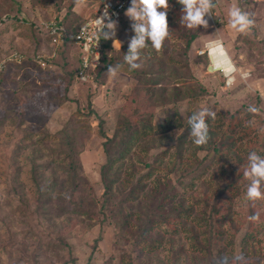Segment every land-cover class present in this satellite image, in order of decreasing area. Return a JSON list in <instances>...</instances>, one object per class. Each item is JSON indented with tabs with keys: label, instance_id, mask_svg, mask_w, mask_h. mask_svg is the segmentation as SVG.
<instances>
[{
	"label": "rangeland",
	"instance_id": "obj_1",
	"mask_svg": "<svg viewBox=\"0 0 264 264\" xmlns=\"http://www.w3.org/2000/svg\"><path fill=\"white\" fill-rule=\"evenodd\" d=\"M102 1L75 8L73 0H0V264H264V199L249 205L258 217L251 220L248 181L227 189L251 151L264 156L257 128L264 122V87L251 84L264 78V25L253 24L248 34L226 31L232 0H213L208 27L189 30L180 23L181 7L168 0L165 55L149 42L139 69L130 70L122 50L107 51V59L121 65L117 75L99 76L95 68L91 82L79 83L74 76L81 50L72 42L58 49L49 67H40L36 56L46 59L52 50L40 22L61 21L71 12L67 25L75 31ZM236 1L248 12L253 0ZM191 35L185 67L182 50ZM218 39L233 62L239 51L243 55L233 63L230 87L203 60L204 45ZM15 55L16 61H7ZM196 56L202 57L198 64ZM157 77L160 83L146 92V79ZM172 87L190 93L170 104L165 99ZM191 94L196 97H185ZM201 108L216 113L208 142L233 143L211 163L202 162L207 145L195 146L187 128V118ZM230 115L241 120L232 130L226 125ZM146 120L157 131L166 124L165 131L121 149L122 132L134 133ZM251 126L248 136L239 133ZM106 153L120 159L110 170V198L104 201L100 167ZM216 201L222 212L211 215ZM180 207L182 218L174 220ZM139 227L148 242L156 239L152 250L150 244L140 249Z\"/></svg>",
	"mask_w": 264,
	"mask_h": 264
},
{
	"label": "clouds",
	"instance_id": "obj_2",
	"mask_svg": "<svg viewBox=\"0 0 264 264\" xmlns=\"http://www.w3.org/2000/svg\"><path fill=\"white\" fill-rule=\"evenodd\" d=\"M75 8L87 6L88 0H73ZM181 6L182 14L180 23L189 30H195L197 27H208L205 16H211L215 7L213 0H176ZM74 8V10H75ZM169 9L168 0H131V6L125 11V16L133 21L132 28L135 33L131 39L128 52L124 55V61L130 70H136L141 67L137 61L140 60L141 51L151 43V47L159 52L163 43L170 36V30L167 23V12ZM99 8L97 9V11ZM229 27L241 34H248L254 24L249 14L238 6L236 0L228 11ZM107 21V22H105ZM95 25V31L91 33L90 39L95 41L96 46L101 39H112L116 30V22L111 20L108 13V6L105 5L103 15L92 21ZM88 25L81 29V32H87ZM113 45L120 42L113 39ZM209 72L221 71L227 78L228 86H231L234 78L232 73L237 69L221 40H215L209 45ZM99 55L96 53V61ZM121 65L109 66L108 73L115 77ZM253 114H259L260 109L255 107L248 108ZM215 119L216 113L207 108L192 113L187 118L189 126V137L195 146L201 147L209 141V126L207 118ZM244 178L248 181L245 198L247 201L256 202L264 199V156L256 151H251L247 155V166L244 170ZM251 220L258 219L256 216L249 217Z\"/></svg>",
	"mask_w": 264,
	"mask_h": 264
},
{
	"label": "trees",
	"instance_id": "obj_3",
	"mask_svg": "<svg viewBox=\"0 0 264 264\" xmlns=\"http://www.w3.org/2000/svg\"><path fill=\"white\" fill-rule=\"evenodd\" d=\"M174 8H180L181 6L179 4L176 3V1L174 2L173 4ZM72 17V13L70 12V14L68 16H66L63 20H61V23L62 25H64V27L66 28V30L68 32H74V30L71 29V27L69 25H67V22L69 21V19ZM70 24V23H69ZM196 35H191L189 37H187V40H186V44L185 46L183 47V55L185 57V60L184 62L182 63L183 66L187 67V61H186V58H187V53L189 51V48H190V44L192 43L193 39L195 38ZM68 42H72V41H66V43ZM110 42H111V39H108V40H103L101 39V44H102V50H101V53H100V61H99V65L98 67H96V74L101 76V74H105L108 72V69H109V66H116L117 63L113 62L111 59H107V51L108 52H112L113 49L110 45ZM73 43V42H72ZM123 51V53L126 55L127 52H128V47H122L120 49V51ZM167 50L166 48V45L164 44L162 46V49L160 52V54L164 53L165 51ZM165 55V54H163ZM197 58V59H196ZM196 58L193 60V62L195 64H198V59H202V57L200 56H196ZM203 60L205 61V63H207V56L204 54L203 55ZM167 62V60H165ZM173 61V60H172ZM176 64H178L179 62L178 61H175ZM100 66V67H99ZM205 69V68H204ZM147 72H149V69L146 70ZM206 71V70H205ZM143 72V71H142ZM143 74H145V71L143 72ZM220 77H222V74L218 73ZM151 78V77H150ZM150 78L149 79H146L148 80L146 82V92L150 91V89H152L156 84H159L160 81H161V78L160 77H157L156 79H153V82L150 81ZM176 79V81H182V80H186L185 76L181 77L180 75H175L174 77ZM224 79V78H223ZM201 87V85H200ZM202 89V92L201 90L199 91L200 93H203L204 92V89L205 88H201ZM164 90H161L160 91V94L162 93L163 94ZM199 92L197 94H199ZM190 92L188 91V88L186 87L185 90H183V92H180L178 87H172L170 92H169V99H165V100H168L170 104H173L172 102L176 101V97L180 96L181 94H189ZM149 96V95H148ZM185 97H188V98H195L196 95L195 94H191V95H187ZM187 98V99H188ZM149 99V98H148ZM257 100L258 102H260V99L257 97ZM164 101V100H161V102ZM210 117L207 118V123L209 124L210 122ZM142 123V124H141ZM227 127L228 129L232 130L234 128V126L236 125H241V120L238 119L235 115H230L229 117V120L227 121ZM138 126H136V128L134 129L135 132L134 133H129L128 129H125L123 132H122V139L120 140V142L123 144V147L121 149H124L126 147H128L130 145V143H132V141L137 137L140 138V137H144L146 136L147 134L150 135V134H153L154 132L158 133V132H164L165 129H166V124L165 125H160L158 126L161 130L157 131V127H154L153 125L150 124V120H146L145 122L141 121L138 123ZM187 128L189 130V126L187 125ZM257 128H261L262 129V132H263V135H264V122L263 121H260L258 123V126ZM248 131H253V127H249L247 129H242L239 133L240 134H243V135H246L248 136ZM101 136H105L102 132L100 133ZM129 134V135H128ZM128 138V139H126ZM113 140V137H107V143H110L112 142ZM209 143V144H208ZM206 145V148H207V152H206V155L203 157L204 160L202 162L204 163H211L212 160H215L216 158L218 157H221L223 154H224V151L227 149L226 147V144L227 146L229 147L230 145H232L233 143H231L230 141H222V139L220 141H214V142H208ZM202 147V146H201ZM199 147V148H201ZM107 152V151H106ZM178 157V156H177ZM120 157H113L111 155H109L108 153H106V162L101 165L100 167V180L103 184V195H104V201H106L107 199L109 200L110 196V191H111V184H112V180L109 178V175H110V170L112 169V167L115 165V163L117 161H119ZM175 159V158H174ZM200 162V169L204 168V163ZM176 163L178 164L177 160H176ZM179 165V164H178ZM247 165H245L243 168H239L237 169L238 172H237V175L234 176L232 178V181H230V183L227 185V189L228 190H233L235 186L237 185H241L243 184L246 179L244 178V170L246 168ZM186 169V167H183ZM153 171V170H152ZM150 176V172L146 173V174H143V175H140L137 180H143V179H147L148 177ZM137 186V185H136ZM138 187V186H137ZM139 188V187H138ZM218 201H216V204L211 208V215H214L216 214L217 212H222V207H219L218 206ZM253 203L250 202V201H246V205L247 206H251ZM249 206V216H252L251 214V211H252V207ZM176 211V210H175ZM184 211L181 209V207L177 210L176 212V215L175 217L173 218L174 220H176L177 218L181 219L182 218V213ZM159 217L157 218V220L159 218H161L160 215H158ZM167 216V215H166ZM165 216V217H166ZM170 217V216H168ZM155 220H153L151 223H153ZM150 223V224H151ZM251 228H253V224H251ZM140 234L137 235V239H138V244H142V246H140V249L141 250H145V246L150 244V250H152L151 248L154 246V242L156 241V239H151V241H147L148 237L146 236L147 234L142 231V228H140ZM145 229V228H143ZM147 247V246H146Z\"/></svg>",
	"mask_w": 264,
	"mask_h": 264
},
{
	"label": "built area",
	"instance_id": "obj_4",
	"mask_svg": "<svg viewBox=\"0 0 264 264\" xmlns=\"http://www.w3.org/2000/svg\"><path fill=\"white\" fill-rule=\"evenodd\" d=\"M105 5L108 6V13L110 19L116 22L122 17L123 13L131 6V0H103L98 7L99 10H96L94 15L90 19L79 25L74 32H68L64 25H62L61 21L51 19L49 21L40 22L39 28L43 33H45L46 37L48 38L52 50L50 51V55L46 59L42 56H36V63L42 68L49 67L48 62L55 58L58 49L64 46L66 44V41H72L73 44H75L81 50L80 67L76 72L74 79L79 83L91 82L94 70L99 62V60L96 61V53L100 57L102 44L100 40L98 45L96 46L95 41L93 39H90L89 37L91 36V33L95 31V25L92 24V21H94L95 18L101 17L103 15ZM85 25H88L87 32L82 33L81 29L84 28ZM210 44L211 42L207 45H204V52L202 53L207 56L209 64ZM16 59V55L13 56L12 59L10 56L7 61H16ZM4 67L5 61H2L0 63V72L3 71ZM216 72L222 74V76L224 77L225 86L230 87L227 84V78L225 77V75L221 71ZM235 73H237V71L231 74L234 78L233 83L235 82ZM243 75L244 77H247L249 73L245 72L243 73Z\"/></svg>",
	"mask_w": 264,
	"mask_h": 264
},
{
	"label": "crops",
	"instance_id": "obj_5",
	"mask_svg": "<svg viewBox=\"0 0 264 264\" xmlns=\"http://www.w3.org/2000/svg\"><path fill=\"white\" fill-rule=\"evenodd\" d=\"M236 2L242 8V5H240V3H238V1H236ZM249 8L250 9H248L247 13L250 14L249 16L253 19L255 28H257L258 26L260 27V25H264V0H253L251 2V5ZM124 13H123L121 19L116 21L115 34H114V37L111 39V42H110V45L114 51L120 50L125 45L129 46L128 42L131 41L132 35L134 34V31H132L133 21H131L130 18L126 17ZM228 22L229 21H227V23ZM228 24L226 25L228 27H225L226 31L231 29ZM113 39H115L116 41H119L121 46L119 47L118 45H113ZM240 53H241L240 51H239V53H237V60L243 59V55ZM237 60L235 62H233V61L232 62L234 64L239 63ZM239 66H238V68H239ZM241 69L242 70L245 69L244 71L249 73V75L245 78H249V77H250V79L252 78L251 77L252 74H250L249 69H247V68H241ZM245 78H244V80H245ZM251 84L257 85L259 87H262V86L264 87V78L263 79H254V80H252ZM254 92H256V96L259 99L262 98L258 92V89H255Z\"/></svg>",
	"mask_w": 264,
	"mask_h": 264
}]
</instances>
